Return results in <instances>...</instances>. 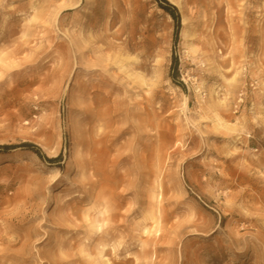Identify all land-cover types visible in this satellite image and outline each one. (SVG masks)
<instances>
[{
    "label": "rangeland",
    "instance_id": "rangeland-1",
    "mask_svg": "<svg viewBox=\"0 0 264 264\" xmlns=\"http://www.w3.org/2000/svg\"><path fill=\"white\" fill-rule=\"evenodd\" d=\"M85 1L0 0V144L17 146L0 149V264H97L104 241L114 264H264V0H168L177 38L164 3L133 0L152 56L132 71L148 85L128 78L133 94L114 99L143 112L119 125L143 126L101 154L81 141L108 130L82 116L81 84L101 76L82 72L70 44ZM157 177L162 231L144 234ZM104 205L117 214L92 230L86 215Z\"/></svg>",
    "mask_w": 264,
    "mask_h": 264
},
{
    "label": "bare ground",
    "instance_id": "bare-ground-1",
    "mask_svg": "<svg viewBox=\"0 0 264 264\" xmlns=\"http://www.w3.org/2000/svg\"><path fill=\"white\" fill-rule=\"evenodd\" d=\"M85 5L89 6L91 11L86 14L85 19L80 23V33L76 38L71 39L70 44L76 46V57L82 65V72L101 76L97 82L84 79L81 84L82 101L85 103L82 109L83 118L87 119L90 124L95 121L98 123L103 122L108 128V130L99 134V138L91 135L81 141L82 143L92 144L90 147L92 153L101 154L103 151L107 152L106 142L108 140L118 139L129 132L132 126L137 130L143 126L142 123L139 125L132 123L128 126L119 125L120 122H126L131 115H137L139 119H143V112L142 109L136 111L133 110L132 106H126L129 97L118 100L114 99V94L116 91H123L129 95L133 94L129 87L131 81L140 86L148 85V80L141 71L134 74L132 70L134 68L137 70L149 69L152 55L146 39L137 35H142L143 32L142 27L139 25L140 11L134 5L133 0H86ZM81 6H84L83 0H63L62 5L63 11H77ZM182 22L183 24L187 23L184 16ZM182 35L184 40L188 41L189 35L186 30L183 31ZM131 52H137L140 57H132ZM131 66L133 67L130 68ZM114 69L122 70L124 78L127 80L121 79V75L120 77L109 73L110 70ZM133 74L135 77H132ZM128 78H131V81ZM104 84L108 87L104 88ZM202 84L203 82L199 84V87ZM198 91H200V88ZM91 103L93 104L92 107L89 106ZM138 105L141 107V104L138 103ZM184 105L187 107V101L184 102ZM217 118L219 120L217 127L226 129L227 126L220 122L221 117L217 116ZM153 124L158 136L160 132V111L158 109L154 111ZM109 137L112 138L109 139ZM156 181L155 194L152 196V207L147 210L144 217L145 223L142 228L144 234H161L162 231V193L158 177ZM90 187H93V185L91 184ZM91 198L93 199V197ZM106 208H108L106 205L99 206L97 216L86 215V221H89L92 230L102 229L106 219L102 215L107 216V218L116 216L117 212H110L106 215L108 212ZM115 229L116 227L112 226L109 229L110 231H107L106 234H111L108 236L109 240L114 238ZM120 246L121 243L118 246H112L115 254H118L117 252L121 249ZM98 248L97 264H114L111 258L106 255L110 249L108 243L105 241L100 242ZM131 262L132 260H125L122 264Z\"/></svg>",
    "mask_w": 264,
    "mask_h": 264
},
{
    "label": "trees",
    "instance_id": "trees-1",
    "mask_svg": "<svg viewBox=\"0 0 264 264\" xmlns=\"http://www.w3.org/2000/svg\"><path fill=\"white\" fill-rule=\"evenodd\" d=\"M161 1L163 4V8L166 9L171 15L172 17L176 20V38L178 36V33H179V29H180V16L179 14H177V10H176V7L172 4H170V2L168 0H159ZM178 58L177 56H173V61H172V71L173 73H175L177 71V68H178ZM174 77V76H173ZM181 86L183 85L181 82H178ZM25 146H27L29 149L35 151L40 157L46 159L47 161H59L62 157V154H59L58 156L54 157V158H48L44 155L41 154L40 152V148L33 144V143H26L24 144ZM14 147H17V146H14V145H9V144H0V149L2 150H10Z\"/></svg>",
    "mask_w": 264,
    "mask_h": 264
}]
</instances>
